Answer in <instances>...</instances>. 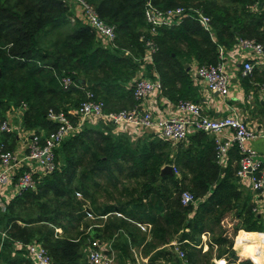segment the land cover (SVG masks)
Masks as SVG:
<instances>
[{"label":"trees","instance_id":"trees-1","mask_svg":"<svg viewBox=\"0 0 264 264\" xmlns=\"http://www.w3.org/2000/svg\"><path fill=\"white\" fill-rule=\"evenodd\" d=\"M82 1L115 27L116 47L107 48L64 0H0V115L25 104V129L43 141L57 129L49 111L76 112L89 92L106 104V112L133 109V82L145 67L149 41L158 52L153 64L146 62L148 75L158 74L168 91L185 81L193 60L200 67L217 65L220 47L230 49L244 39L264 45V0ZM148 1L161 10L183 8L190 17L154 36L145 19ZM195 11L211 19L215 41ZM64 77L74 82L68 91L61 84ZM111 131V123H87L55 150L53 174L36 177L35 190L0 209V264H34L25 249H17L19 243L34 242L48 251L53 264H89L88 242L95 239L111 244L120 264H135L134 251L151 257L149 264L159 258L166 264H213L214 257V264H226L224 259L264 264V245L258 233L250 232L256 218L252 196L237 177L239 165L235 172L231 166L223 172L215 141L174 150L163 139L132 142ZM14 135H0V143ZM195 136L204 140L207 134ZM166 166L178 172L163 176ZM186 190L195 197L188 206L181 201ZM88 213L107 219L92 222ZM138 224L151 230L143 232ZM204 235L210 237L207 251ZM174 241L187 253L184 259L168 248ZM235 247L254 261L240 257ZM204 252L210 254L208 262L200 259ZM196 253L200 256L190 262Z\"/></svg>","mask_w":264,"mask_h":264},{"label":"built area","instance_id":"built-area-1","mask_svg":"<svg viewBox=\"0 0 264 264\" xmlns=\"http://www.w3.org/2000/svg\"><path fill=\"white\" fill-rule=\"evenodd\" d=\"M64 1L79 6L84 20L99 34L103 44L107 48L116 47L117 34L115 27L109 26L101 20L97 12L84 1ZM195 14L201 27L215 41L211 19L200 11H195ZM189 17L190 15H187L186 10L183 8L161 10L155 7L151 1H148L145 10L146 23L154 36L158 34L159 29L180 26ZM147 46L148 53L145 61L148 64H153L155 59L154 54L158 52V47L151 41L147 43ZM237 47L252 52L257 58L264 55V45L256 40H239ZM219 60L220 62L217 65L199 67L197 73L211 93L227 96L231 81L226 72V49L223 47L219 48ZM257 65L264 66V60L259 59L257 63H245L244 75L251 76ZM134 82V97L137 106L133 109L106 112V104L103 101L97 100L95 95L89 92L87 93V101L82 103L76 112L71 111L66 113L64 111L50 110L48 120L57 125L56 131L46 136L44 141L39 135L32 134L25 155L1 150L0 203L3 189L7 185H10L14 178L17 179L16 173L18 170L23 168L21 175L17 179L16 196H20L28 190H35L37 187L36 177L53 174L57 170L55 150L67 139L80 132L87 123L96 124L101 121L121 127L123 132L132 131L142 134L146 130L155 131L159 138L173 144L186 141L192 133L215 134L218 136L215 139L218 163L220 165L224 163L231 146L236 144L240 153L237 177L240 179L241 184L250 187L254 194L264 197V159L250 145L258 138V134L251 130L242 119L236 117L218 120L209 119L203 115L202 109L195 103L181 101L178 104L179 113L177 115L163 120H156L152 111H146L140 105L149 97L163 93L164 86L162 81L160 79L151 80L138 77ZM61 84L63 89L68 91L74 85V82L70 77H64L61 80ZM258 88L264 99V85H259ZM18 110L24 112L27 110V106L24 104ZM74 118H78V122H74ZM227 130L234 132L233 140L221 137ZM15 131H17V128L8 120H4L0 115V135ZM78 197L81 199V195L78 194ZM181 201L184 206H188L194 203L195 197L190 192H186L182 194ZM0 205L2 207L5 206L4 203ZM5 208L3 209L5 210ZM121 216L118 214V217ZM87 219L99 221L107 219V216H95L88 213ZM138 227L143 232L151 230V226L146 224H138ZM56 233L61 234L62 231L57 229ZM88 243L87 261L89 264H114L116 251L111 244L101 243L98 239L89 240ZM17 249H25L34 264H53L48 251L37 242L27 246L19 243L17 244ZM135 253L136 251H134Z\"/></svg>","mask_w":264,"mask_h":264},{"label":"crops","instance_id":"crops-1","mask_svg":"<svg viewBox=\"0 0 264 264\" xmlns=\"http://www.w3.org/2000/svg\"><path fill=\"white\" fill-rule=\"evenodd\" d=\"M255 10H257V8ZM78 12L74 10L75 15L78 14L77 17H79L81 20H84L82 14L79 15ZM259 59L264 60V55L260 58H257L252 52L242 50L237 46L226 49V72L229 75L231 81L229 94L227 96L211 93L208 90L205 82L198 76L197 72L200 66L196 61L193 60L192 63L187 67V75H185V81L183 83L176 81L175 84L170 87L169 91L168 89L164 88L163 93L149 97L140 105V107L146 111H152L156 120H163L177 115L179 113L178 104L181 101H188L198 105L202 109L203 115L209 119L218 120L228 117L242 119L251 130L258 134V138L250 145L254 150L258 151L261 157L264 159V99L258 88V83H261V81L264 80V66L257 65V67L260 68L257 70V72H259L257 76L254 75L251 77L252 75H244L245 63H257V60ZM143 63L145 64V67L141 68L140 75L138 76L139 78L144 77L151 80L160 79L158 74H153L151 76L148 75V69L146 68L149 65L144 60ZM134 83L135 82H133V84ZM136 106L137 102L134 107ZM24 113L25 111H19L18 108L12 107L5 113L4 118L1 116L4 120L11 122L13 126L17 128V131L13 132L16 135L13 137H16L15 139L1 141L0 151L4 150L6 147H12L14 149L11 150L12 152L18 153L20 155L26 154L27 145L31 135L37 133L34 130L29 131L25 129ZM112 126L114 128V131H111L112 134L128 135L132 142H137L144 139H147V141L161 140L155 131L146 130L142 134H137L132 131L123 132L121 127L115 126L114 124H112ZM42 134L45 135L46 133L42 132ZM195 135L196 133H192L186 141L179 144L171 143V145L173 146L174 150H177V148L181 145H184L187 149L190 146L200 147V145L203 144V141L212 142L213 144V141L218 138V136L215 134H207V137H204V140H202ZM221 137L227 140H233L234 132L227 130L221 135ZM171 158L174 159V156H171ZM239 159V149L236 144H233L225 158L224 163L221 165L219 163L218 164L223 168V172H225L230 166L231 170L235 172L239 165ZM169 167L173 168V172H178L174 166ZM22 171L23 168L17 171V179L19 175H21ZM1 172L2 168L0 166V173ZM17 179L14 178L13 181H11L12 183L7 185V187H5L1 193L0 204L4 203L6 208L18 197L16 196ZM242 187L247 192H250L252 196L251 206L253 207V212L255 213L256 217L254 229L250 232L258 233V240L264 245V197H258L256 194H254L250 187L245 185H242ZM5 206L2 207L0 205V209L3 212L6 211ZM3 208H5V210ZM243 224L245 225V221L242 222V226ZM246 226H248V224H246ZM207 241L208 240L203 238L204 243H207ZM175 245H178L177 242ZM205 247L207 248L208 246L205 245ZM238 249L239 248H236L240 257L254 261L249 257L242 256ZM222 261H225L226 264H228L225 259ZM163 262L164 259H162V264Z\"/></svg>","mask_w":264,"mask_h":264},{"label":"rangeland","instance_id":"rangeland-1","mask_svg":"<svg viewBox=\"0 0 264 264\" xmlns=\"http://www.w3.org/2000/svg\"><path fill=\"white\" fill-rule=\"evenodd\" d=\"M68 5H70L75 11H79L78 13H79V15H81L82 14V12H81V10H80V8H79V6L77 7V5H74V4H71V3H69ZM76 16H78V14L76 15ZM75 16V17H76ZM72 21H73V19H72ZM11 151V150H10ZM186 192H190L191 194H192V192L191 191H189V190H186L184 193H186ZM80 195V194H79ZM257 195V194H256ZM258 197L260 196V195H257ZM79 198V197H78ZM80 199V198H79ZM81 199H82V196H81ZM90 221H92V220H90ZM92 222H97V221H92ZM95 226H98V225H95ZM95 226H93L92 227V229H94V228H96ZM91 229H89L87 232H89ZM93 231V230H92ZM206 240H209L210 239V237L208 236V235H204L203 236ZM176 244V241H174L173 243H171L170 245H169V247L168 248H171V249H174L175 250V252L182 258V259H184V256L185 255H187V253L184 251H181L180 250V245L178 244L177 246L175 245ZM205 245H206V243H205ZM205 245L203 246V249H204V251H207L208 250V247L206 248L205 247ZM215 249V251L216 252H214V254L216 255L217 254V247H215L214 248ZM197 254V255H196ZM196 254H193L192 256H194V258L193 259H191L190 260V262H194L195 261V259H196V257L198 256H200V254H198V253H196ZM204 254H205V256L203 257V258H200L201 260H202V262H208V258L210 257V254H209V252H204ZM135 255H136V257L138 258V262H137V258H136V263L135 264H149V263H151L150 261H149V259L151 258V257H148V258H146V259H144L142 256H141V254L140 253H138V252H136L135 253ZM212 255H213V253H212ZM214 255V256H215ZM188 256V255H187ZM130 260V259H129ZM217 259H216V257H214V259H213V264H214V262L216 261ZM184 261H186V262H188V260H184ZM197 261H198V258H197ZM210 263H211V261H210ZM114 264H120L119 262H118V256H117V253H116V260H115V262H114ZM155 264H162V259L161 258H159V260H158V262H155ZM163 264H166L165 263V260H164V262H163Z\"/></svg>","mask_w":264,"mask_h":264},{"label":"water","instance_id":"water-1","mask_svg":"<svg viewBox=\"0 0 264 264\" xmlns=\"http://www.w3.org/2000/svg\"><path fill=\"white\" fill-rule=\"evenodd\" d=\"M84 84V83H83ZM162 175H173V168L172 167H165L163 170H162Z\"/></svg>","mask_w":264,"mask_h":264},{"label":"bare ground","instance_id":"bare-ground-1","mask_svg":"<svg viewBox=\"0 0 264 264\" xmlns=\"http://www.w3.org/2000/svg\"><path fill=\"white\" fill-rule=\"evenodd\" d=\"M211 23H212V21H211Z\"/></svg>","mask_w":264,"mask_h":264}]
</instances>
